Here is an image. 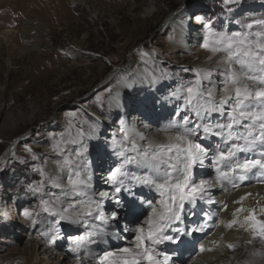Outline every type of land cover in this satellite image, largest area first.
<instances>
[{
	"label": "rangeland",
	"instance_id": "1",
	"mask_svg": "<svg viewBox=\"0 0 264 264\" xmlns=\"http://www.w3.org/2000/svg\"><path fill=\"white\" fill-rule=\"evenodd\" d=\"M150 2L0 0V264H78L68 248L82 230L68 219L56 225L60 215L65 216L63 207L55 205L60 211L53 216L41 210V201L52 203L68 193L75 196L72 185L67 184L70 175L63 182L57 176V169L74 174L71 165L61 167L70 160L71 149L80 150L74 148L71 133L82 138L87 160L96 163L97 169L108 163L113 168L121 161L117 153L124 148L120 140L125 127L122 114L109 105L118 94L113 73L122 74L131 85L142 69L149 72L154 84L166 87L171 81L184 90L195 79L191 69H217L214 63L221 54L213 56L202 47L213 39L206 25L214 33L228 34L249 31L248 24L253 25L251 31L264 29L256 23L264 20V0H155L149 13ZM176 12H184L186 17L179 18L197 29L194 45L188 46L180 38L171 18ZM197 16L202 19L197 21ZM7 29L11 31L5 33ZM117 67L121 70L116 72ZM223 73L216 75L220 87ZM150 99L140 98L137 92L128 96L130 108L143 111L147 118L148 113H159L163 122L165 112L176 110L166 103L176 100L175 95L164 102ZM149 101L154 106L151 109ZM36 187L41 191H32ZM136 188L142 191V187ZM139 195L153 206L160 198L155 190L148 196ZM117 197L122 201L129 195ZM142 207L150 209L147 204ZM220 217L215 215L212 221ZM54 227L60 233L52 243L43 234ZM188 252L176 251L174 259L186 264L194 257L193 251Z\"/></svg>",
	"mask_w": 264,
	"mask_h": 264
},
{
	"label": "snow or ice",
	"instance_id": "2",
	"mask_svg": "<svg viewBox=\"0 0 264 264\" xmlns=\"http://www.w3.org/2000/svg\"><path fill=\"white\" fill-rule=\"evenodd\" d=\"M195 19L200 21L202 18L197 16ZM256 23L264 25V20ZM206 27L210 29L209 36L213 39L211 43L206 40L202 47L213 56L221 54L219 61L225 66L222 87L218 90L212 82L210 70L191 69L195 73L194 81L183 92L173 94L177 98L183 97L184 106H178L175 114L177 119H169L167 126L159 130L164 135L163 140L149 138L135 129L130 137L129 132L122 128L123 141L130 143L131 148H121L117 153L121 162L109 169L106 182L112 186V193L100 192L99 196L101 200L115 199L116 205L123 207L117 194L127 193L132 198L128 208L133 216L143 204L148 205L150 212L143 222L137 217L135 228L129 229L127 224L121 226L119 211L108 213L101 201L91 197L81 201L83 208L77 212L78 217L94 218L112 231L105 232L98 226L90 225L92 230L87 232V236L74 237L68 251L78 264L89 260L93 264H176L175 250L169 253L159 248V245L166 241L178 244L181 237L203 231L206 226L197 225L188 229L185 225L182 228L189 214L186 206H196L198 201L216 204L217 201L212 199V188L230 184L232 188L239 189L250 175L257 172L262 177L260 182L264 183V29L251 31L253 25L248 24L249 31L228 34L212 32L211 25ZM234 65H238L239 70ZM205 82L210 86L205 88ZM214 113L222 118L227 116V122L213 123ZM69 115L74 117L75 113ZM121 123L123 125V121ZM241 127L243 131H240ZM209 137H219L223 147L218 144L215 150H211L205 146L203 140ZM86 150L84 148L76 155L80 156ZM27 151L31 152L32 149L28 148ZM33 159L36 157L33 156ZM205 160L210 162L208 167L213 169L215 175L197 181L195 170L205 167ZM133 164L143 170L142 174L129 171L128 166ZM70 165L71 161L65 160L61 167ZM40 172L44 175L43 169ZM68 183L74 190L79 189L77 195H88L85 189L90 185L82 179L80 172H76L74 177L70 176ZM56 186L59 187V184ZM135 187L154 189L160 196L159 204L153 206L152 201L143 199L134 190ZM32 191L40 192L41 189L36 187ZM250 196L252 193L249 192L233 200L232 203L237 207L231 212L232 219L227 223L221 222L227 229L238 226L251 233L252 239L246 241L248 244L264 240V219L260 218L264 217V204L261 203L264 197L256 201V206L245 207L244 201ZM58 204L59 198L52 203L42 200L41 210L53 216L58 215L60 210L55 206ZM228 209L227 203L222 205V210ZM24 215L31 217L32 213L25 211ZM65 219L67 217L60 215L56 225ZM71 222L81 223V220ZM129 231L133 233L134 239L128 246L105 249L100 254L89 248V245L98 243V237L106 244L105 235L127 239L125 233ZM59 233V227H54L43 235L55 243ZM212 243L217 244L216 241ZM225 246L230 250L237 247L234 243ZM200 251L205 249L201 248ZM251 255L262 256L264 252L254 250Z\"/></svg>",
	"mask_w": 264,
	"mask_h": 264
},
{
	"label": "bare ground",
	"instance_id": "3",
	"mask_svg": "<svg viewBox=\"0 0 264 264\" xmlns=\"http://www.w3.org/2000/svg\"><path fill=\"white\" fill-rule=\"evenodd\" d=\"M73 1L75 2V0ZM154 3H155V0H151L149 7H147L146 9V12H149V13L152 12V9H153L152 7L154 6ZM177 13L178 12L174 13L171 17L173 20H175L174 25L177 28L178 33L181 36L180 38H182L183 42L186 43L188 46H192L198 40V37H199L198 31L195 28H191L190 25L186 22V19L184 20L183 18H179L183 16L186 17L184 12H182L180 15ZM9 31L11 30L7 29L5 33ZM214 64H215V67H217V69L215 72H211L212 82H214L217 85V89L219 90L220 86H218V84L220 83V81L219 82L216 81L217 80L216 75H218L219 73L225 72V66L219 61L215 62ZM127 66H131V65L129 64ZM234 67L237 70H239V67L237 65H234ZM196 68H199V67H196ZM120 70L121 69L117 67L115 71L117 72ZM140 71L141 72L136 75L137 78L135 79V83L134 84L131 83V85H129V80L125 76H123L120 73L118 74L113 73L112 81L118 90V94L116 97L109 100V105L114 111L121 113L122 116L124 117L123 123H124L125 131L129 132L130 137L133 135L132 130L135 129V130H138L144 133V135L149 138L156 137L160 140H163L164 135L160 133L159 130L167 126L169 119H177L175 115L178 110L177 106L179 107L184 106L183 97L177 98L173 102L172 101L167 102L166 100L169 97H173L174 93L183 92V88L182 86L178 84L177 85L172 84L171 81H170V84L166 87H164L163 84H160V85L154 84L153 82H151L152 77L149 75V72L143 71L142 69H140ZM220 76L224 78L223 74H220ZM209 86H210L209 83L205 82V88ZM147 89L148 90L150 89V91H146ZM160 89L161 91L159 92ZM133 92H137L140 98L148 97V100L152 96H154L150 99V101L153 98H156L157 100H161L163 102L166 101V103L169 106L175 105L176 110L174 109L173 113H170V111L172 110L165 112L164 115L167 118L166 120H163V122H161V114L159 113L156 115H152L151 113H148V118H147L146 115L143 113V111L142 112L138 110L135 111V109L130 108L128 96L129 94L133 95ZM150 101L148 102V105H150L149 109L154 107L152 106ZM161 101L159 102L161 103ZM161 105L163 104L161 103ZM141 114H143V116ZM156 117L157 119L151 120L152 118L154 119ZM227 119H228L227 116H224L222 118L219 114L214 113L212 117V122L213 123L215 122L226 123ZM112 120H113L112 118L108 119L110 123L112 122ZM244 123H248V121H245ZM146 125L147 127H145ZM105 130L106 129H104V135L106 136L107 132ZM243 130H244L243 127H241L240 131H243ZM71 135L73 136L72 139L75 143L74 148L80 149V150H74V149L70 150L69 149L70 150L69 158L71 160L70 168L72 171L74 170V174L76 172H80L82 179H84L85 182L90 185V187L85 189V191H87L88 193L87 196L77 195L76 192L79 191V189H77L75 190L74 197H72L70 193H68L64 199L60 200V205L63 207L61 209V213L64 214L70 222L77 220V219L81 220V223L71 222L77 230L79 231L82 230V232L79 233L80 236H87V232L92 230L90 225L98 226L105 232L112 231L111 229H108L106 226L101 225L100 221L95 220L94 218H85L83 216H80V217L77 216V212L81 211L83 208L81 201L87 200L89 197H91L93 200L101 201L105 207L106 212L108 213L112 212L113 210L119 211L121 214V218L123 217L124 213H122V209L116 205L115 199L101 200V197L99 196L100 192L107 191L111 193L110 191L111 185L106 182L107 177L109 175V169H110L109 163L108 165L106 164V166L105 165L102 166L101 170H99L100 168L98 169L96 168V163L87 160V152L84 151L82 155L77 156L76 154L82 151V138L79 137V135L74 134V133H71ZM113 135L114 134L111 133V136ZM96 137L98 138V136ZM106 137L108 138L109 136H106ZM208 139L209 138L203 140V144L209 147L211 150H215L209 145ZM120 142H122L121 144L124 146V148H131L129 147L130 143H128L127 141L120 140ZM137 142L143 143L141 141H137ZM110 144L111 143H109L108 147L111 148ZM249 155H254V154H249ZM119 163L115 166H118ZM208 163L210 162L208 160H205V167H208L209 165ZM128 169L129 171L137 175L142 174L143 172L142 169H138L135 164L129 165ZM198 170L199 168L196 170V172H198V174L200 175L197 176V179H196L197 181H199L200 179H210L214 177L215 175V172L213 171L212 168L210 172L208 173L205 172L207 173L205 175H203L201 170L199 171ZM57 172H58L57 173L58 179L59 181H62V182L64 181L65 176L70 175L74 177V174H72L71 171L68 172V171H62V170L57 169ZM261 178L262 177L259 173L258 176H255V177L253 176L249 183L242 184L239 189H234L232 187H227V186H224V187L216 186L211 189L212 199L217 201L218 203L211 205V207L209 204L205 205L204 207H206V210H207L206 212H209L210 214L204 213V216L202 219H201V216H199L200 214L199 210L195 211L196 216L194 217V219L195 218L200 219L198 221L199 223L198 225L209 226L207 235L205 236V238L209 237V240L203 241L202 239L200 243L192 244L190 246V249L195 251L194 252L195 255L186 264H245L246 261L248 262V264H264V255L256 256V257H253L251 255V253L254 250H259L261 252H264V240L263 241L255 240L253 241L252 244H248L246 243V241L252 239L251 233L245 232L242 229H239L238 226L234 227L233 229H227L221 223L222 221L224 223H227L229 220L232 219L231 212L237 207V205L233 204L232 201L239 199L240 196L245 195L246 193L250 192L252 193V196L248 197V199L244 201V206L245 207L256 206V201L261 200V197H264V183L260 182ZM67 184L70 185L68 182ZM67 184L64 183L65 186H67ZM70 187L72 188V186ZM134 190L137 193H142V194L144 193L148 194V193L154 192V189H151L148 187H142V191H140L137 188ZM125 200L129 202L131 198L125 197ZM157 200L159 204L160 198H158ZM198 203H206V202L198 201ZM225 203H227L229 206V209L227 211L222 210V205ZM261 203L264 204V200H261ZM65 209L67 211H65ZM215 213H219L221 216L220 219L218 220L219 222L217 221L218 223H214V222L210 223V221L213 218V214ZM146 218H144L143 221L146 220ZM186 218H188V216H186ZM186 218H185V222H186ZM260 218L264 219V217H260ZM187 224H189L187 225L188 229H190V227L193 228L192 221H187ZM131 229H134V228H131ZM169 234H173V233H169ZM197 235H198L197 232L192 234L193 237H196ZM108 237L112 238V236L105 235L104 239L106 240L108 239ZM133 239H134L133 233L130 231V236L128 240L129 243L124 244L121 247L128 246L129 244H131ZM97 240H98V243L89 245V248L92 251H94L97 254H100L103 250L109 249L102 245L103 241H100L99 237L97 238ZM213 241H216L217 244L214 245L212 243ZM227 243L236 244L237 245L236 249L235 250L228 249L225 246ZM159 248H160V245H159ZM201 248H204L205 251L201 252L200 251ZM115 249H111V250H115ZM208 249H211V250L209 251ZM84 264H93V261L91 260L84 261ZM176 264H179V263L176 262Z\"/></svg>",
	"mask_w": 264,
	"mask_h": 264
}]
</instances>
